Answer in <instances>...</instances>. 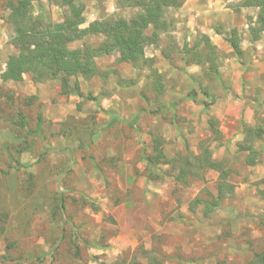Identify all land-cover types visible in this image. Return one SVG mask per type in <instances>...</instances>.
Instances as JSON below:
<instances>
[{
  "label": "rangeland",
  "instance_id": "1",
  "mask_svg": "<svg viewBox=\"0 0 264 264\" xmlns=\"http://www.w3.org/2000/svg\"><path fill=\"white\" fill-rule=\"evenodd\" d=\"M15 1L0 0V264H264V54L245 42L241 60L220 50L223 81L214 82L183 62L200 29L224 34L233 24L244 36L245 19L256 13L234 14L226 0L192 1L195 8L212 5V13L193 18L168 10L169 29L145 48L151 62L134 68L118 63L116 53L97 59L98 77L66 79L79 84L80 99L62 96L58 82L34 84L28 75L2 82L8 58L18 54L7 24ZM76 2L84 10L80 29L88 30L129 22L148 0ZM31 11L51 24L68 16L57 0H33ZM104 39L89 34L68 48ZM196 49L204 51L201 43ZM153 69L162 93L152 87ZM244 126L263 136L244 142ZM154 139L163 141L165 156L158 180L145 162ZM240 146L252 147L260 162L248 166L252 156ZM206 149L234 186L209 216L192 203L216 196L219 173L205 170L195 181L189 174L187 186L175 182L183 161Z\"/></svg>",
  "mask_w": 264,
  "mask_h": 264
},
{
  "label": "trees",
  "instance_id": "2",
  "mask_svg": "<svg viewBox=\"0 0 264 264\" xmlns=\"http://www.w3.org/2000/svg\"><path fill=\"white\" fill-rule=\"evenodd\" d=\"M33 0H16L8 4L9 15L7 24L12 29L10 37L11 45L14 46L18 54L9 57L5 66V71L1 75L2 82H21L25 76H30L34 84H41L47 81H54L60 84V94L69 96L74 94L80 99L83 97L80 86L76 82L73 86L68 85L67 78L80 76L84 80H91L99 76L96 60L102 57L118 54V63L131 65L132 67L145 66L151 60L145 58V48L148 45L155 46L159 42L160 33H166L170 25L166 20V12L170 9H179L184 0H148L147 3L141 2L140 13L133 20L126 22L118 20L109 24L94 23L88 30H81L84 24L83 7L78 5L76 0H57L58 5L68 13L67 18L60 24L47 23L41 16L32 15ZM240 8H256L258 15L255 27L250 28V41L254 43L259 40L260 34L264 33V0H247ZM152 29L150 36L145 33ZM217 35H222L224 42L231 48V53L238 60H241L244 53L240 47L241 37L237 30L233 29L224 34L216 31ZM104 35V42L96 47L84 46L81 49L70 50L68 46L76 41H80L87 35ZM203 45V53L197 51L196 46ZM184 64L199 66L203 71L204 79L208 81L218 80L219 56L216 48L211 44L206 36L196 40L195 47L186 48L183 51ZM154 79L152 87L154 91L162 93V78L153 69ZM127 87L134 85L132 81H123ZM188 99L195 101L196 93L191 92ZM86 101L95 102L91 96L85 98ZM216 99H212V103ZM137 118H134V122ZM25 126L24 122L22 123ZM244 142L250 136L260 139L263 136L261 129H254L244 126ZM152 156L145 159L147 167L154 180L160 179V172L157 166L165 160L162 152L163 141L154 139L152 141ZM240 151L249 152L251 160H247L248 166L260 162L258 154L252 147L247 149L239 148ZM190 158L183 161L178 176L175 178L177 184L187 186V179L195 181L199 174L205 170L219 173L218 188L216 196H209L210 200L203 202L200 199L193 201V205H203V213L211 215L220 203L232 195L234 186L227 183L225 171L221 163L212 160L208 149L203 150L200 157ZM197 171V174H191ZM190 174V175H189ZM264 182V181H263ZM194 211V210H192Z\"/></svg>",
  "mask_w": 264,
  "mask_h": 264
},
{
  "label": "crops",
  "instance_id": "3",
  "mask_svg": "<svg viewBox=\"0 0 264 264\" xmlns=\"http://www.w3.org/2000/svg\"><path fill=\"white\" fill-rule=\"evenodd\" d=\"M192 1H194V0H187L186 2L183 3V5L179 9H176V10L175 9H170V10L179 12L180 14L184 13L187 16V18H193L192 14L194 15V13L197 16L204 15V13H212L211 11H209V6H212L211 4L209 6H201V7L195 8L191 4ZM245 1H247V0H235V1L234 0H226V3L228 5V7H229L227 9H230L234 14H238V15L239 14H244V15H246L247 13H251V14L252 13L253 14L256 13L255 17L248 16L245 19V28L246 29L244 30V33H243L244 36L242 35L241 30L235 28V25H233V24L229 25L228 27H224V26H227V24L224 23L223 27L226 28V29H230V30L235 29V30L238 31V33H239V35L241 37L240 47H241L243 52H245V50L242 48V44H243V42H245V43L248 44V46H250V47L252 46L253 47L255 53L264 54V33L260 34V38H259L258 41L254 42V43H251V41H250L249 30H250V28H254L255 27L256 18H257V15H258V10L256 8H240L241 4L243 2H245ZM222 7H224V5H220V4L213 5L214 9H220ZM220 10L223 11L222 9H220ZM224 11H228V13H232L229 10H224ZM233 13L231 15H234ZM218 16H219V14H218ZM221 16L223 17V20L217 19L216 24L225 21V19L227 17V16H224L223 14ZM199 31L202 33L203 36H206L210 40L211 44L216 48V53H217L218 56H220V50H222L223 52H226V53H230L231 48L222 40V38H223L222 35H220L221 36V38H220V36L218 37L217 34L216 35L212 34L211 28L209 29V31H207L205 29H200ZM219 64H218V77L219 78H218L217 81H221V79L223 81V74L220 71V65ZM250 73H251V71L248 70V72L246 73V78H244V79H248L249 80ZM247 76H248V78H247ZM234 95H236V94H234ZM247 115L249 117V110L247 112Z\"/></svg>",
  "mask_w": 264,
  "mask_h": 264
}]
</instances>
